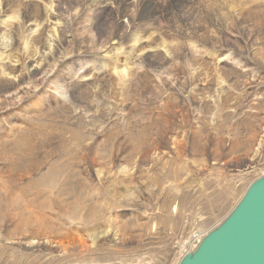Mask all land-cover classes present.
Here are the masks:
<instances>
[{
  "label": "bare ground",
  "instance_id": "obj_1",
  "mask_svg": "<svg viewBox=\"0 0 264 264\" xmlns=\"http://www.w3.org/2000/svg\"><path fill=\"white\" fill-rule=\"evenodd\" d=\"M260 68L264 0H0V264H115L108 253L127 240L119 223L166 239L169 264H179L237 205L250 176L264 175ZM113 85L128 98L101 111L96 99ZM56 123L73 133L60 145L67 158L45 141L43 161L36 137L44 142ZM240 125L258 138L245 139ZM240 149L241 159L220 163L217 154ZM169 177L175 190L143 217L159 189L149 180ZM59 179L58 197L69 199L41 202L32 191ZM214 185L224 198L240 196L216 224ZM16 191L32 194L26 203L38 212L20 193L10 198ZM202 195L212 213L190 223L184 208ZM57 213L70 223L54 221ZM179 224L188 229L172 237Z\"/></svg>",
  "mask_w": 264,
  "mask_h": 264
},
{
  "label": "rangeland",
  "instance_id": "obj_2",
  "mask_svg": "<svg viewBox=\"0 0 264 264\" xmlns=\"http://www.w3.org/2000/svg\"><path fill=\"white\" fill-rule=\"evenodd\" d=\"M215 66V64H214ZM215 69V67H214ZM211 73H214V78L216 77L217 78V73L215 71H213V68H211ZM259 74H260V78H259V81H264V69H259ZM113 89L114 91L107 94V96H103V95H100L97 97L96 101H97V104L99 105V109L101 111H107L110 107H113V106H116L118 104H120L121 101H124L126 98L128 97H124V96H121V93H120V89L119 87L114 86L113 85ZM140 89H142L140 87ZM141 90H139L138 92H140ZM143 92V90L140 92V94ZM113 97H112V95ZM111 95V97H110ZM110 97V98H109ZM125 98V99H124ZM146 98V97H145ZM145 98H144V95H143V98H141V101L145 103ZM107 99H109L107 101ZM123 99V100H122ZM147 99V98H146ZM144 100V101H143ZM100 102V103H99ZM109 102V103H108ZM119 102V103H118ZM109 107V108H108ZM260 114H263V112H261ZM237 121V120H236ZM55 126H57L55 128ZM215 126V125H214ZM234 127V126H233ZM223 129V128H222ZM228 129V128H226ZM45 130V133L46 135H44L43 137V141L42 142V137H36V140L37 142H40L38 144H36L38 147H36L35 149L36 150V154L38 155H41L40 158L44 161V157L46 156V153L44 152V148H41L42 145L41 143H45V141L47 143H49V141L52 142V145H49V147L51 148L49 150L52 151V154H54V157L56 156H64V158L66 159L67 156L65 155V152H64V149L62 150L61 149V144L62 142L64 141H68L70 140L72 137V134L71 131H66V130H61L59 128V124L56 123V125H54L53 128H48V129H44ZM237 130L241 132L240 135H242L245 139H252L253 137L255 139L258 138V135L256 136V133H253L250 131V129L246 126H242L240 125L239 127H237ZM63 133L66 132V133ZM224 131V130H223ZM53 134V135H52ZM50 135V136H49ZM71 137V138H70ZM69 142V141H68ZM11 145V144H10ZM9 145V146H10ZM53 146V147H52ZM75 145H72L70 144V146H68V149L70 147V149H75L74 148ZM101 147V146H100ZM257 147V145H256ZM20 151H18L19 153L21 154H25L26 153V148H22L20 147L19 148ZM69 149V150H70ZM63 152V153H62ZM214 153L216 154V149L214 150ZM48 154V153H47ZM243 154H245L244 150L243 149H240L238 150L237 152H233V153H221V154H217V155H220L221 156V161L220 163H223L225 160L226 161H229V160H232L234 157H239L240 159L242 158ZM98 159L100 160L99 163H102V162H105L103 157L99 158ZM10 160H12L11 158L8 160L10 162ZM41 160V161H42ZM61 161H63V159L61 158ZM263 159L260 161L262 163ZM76 162V161H75ZM74 162V163H75ZM259 162V165L257 166L258 168H262L264 167V163H262L263 165H261ZM264 162V161H263ZM71 163H73V160L71 161ZM47 163H45L44 165H46ZM251 170V169H250ZM46 171V170H45ZM43 172H44V169H43ZM215 173V171H214ZM255 173H258L257 171ZM254 174V173H253ZM215 176V175H214ZM76 176H73L70 180H68L69 183H72L73 185L76 186L77 190L79 191V193H83V190L84 188L86 187L85 185H82V178L80 177H76ZM251 179H256L255 177L256 176H250ZM165 179L167 182H165ZM199 180L196 179V181H194V185H198V182ZM61 182V184H60ZM64 182V180L62 181L61 179H59L58 181H56V185L55 186H52V187H48V186H45L43 185V187H39V188H43L42 191L41 189H33L32 191L38 193L41 195V192L43 194V197H41V202L44 201V198L47 197L48 195H50L51 198L53 199H58L59 201L60 200H65L64 198H67L69 199L70 195L66 194L65 196L63 197H58L59 193H60V189L63 187L62 186V183ZM79 182V183H78ZM164 182V183H163ZM249 182V181H248ZM173 179H171L170 177L169 178H160V179H156V181H154L153 179L149 180V183L148 185H154V187H159V189L157 188V192L155 193V196L152 197V200H151V203L149 204L148 208H143L144 210V215L143 217H149L150 215V210L149 209H152L154 208L156 205L159 207L160 205H163V201L167 198V195H170L171 193H173V188L171 187H168L167 185L171 186L173 184ZM79 184V185H77ZM39 186V185H38ZM45 186V187H44ZM61 186V187H60ZM152 188V187H151ZM81 189V191H80ZM1 191V190H0ZM38 191V192H37ZM44 191V192H43ZM77 191V192H78ZM3 192L4 190H2L0 192V194L3 196ZM19 193L21 194L19 197L22 198V200L20 201L21 198H18L17 196L19 195ZM161 193V194H160ZM16 195V197H14L13 195ZM14 194H12L13 197H10V198H17V200H19L20 202H23V200L27 198V200L31 198L32 194L30 195V198L29 196L23 198L22 196V192H14ZM18 194V195H17ZM166 194V195H165ZM224 194H225V191H224V186L223 185H214V210H213V213L214 215L217 216V218L214 216V219L212 220L215 224L217 222V220H219L220 218H222L224 216V214L229 210V208L226 210V207L229 203L234 202V201H237V199L240 197L238 194H236L235 197H238L237 199L234 198V199H228V196H226L224 198ZM165 195V196H164ZM5 196V194H4ZM3 196V197H4ZM160 196H161V199H160ZM163 196V197H162ZM49 197V196H48ZM202 197V198H201ZM211 199V197H208L206 195H202L200 196L198 199H194L190 204H188L185 208H184V215L186 216V220H189L190 223H193L192 221L195 219H197V217L199 218H202V217H207V216H210V213H212L211 209L209 208V205H208V201ZM224 198V199H223ZM217 199V200H216ZM228 199V200H227ZM10 200V199H8ZM16 200V199H15ZM16 200V201H17ZM27 200L25 201V203L27 202ZM200 200V201H199ZM208 200V201H207ZM216 200V201H215ZM12 201V199L10 200ZM69 201V200H68ZM196 203H195V202ZM4 202V201H3ZM18 202V201H17ZM29 202V201H28ZM201 202V203H200ZM211 202V201H210ZM24 203V204H25ZM225 203V204H224ZM18 204V203H17ZM22 206H21V210L18 211L21 212L27 216L28 214H25L24 212H26V210H30V208L32 209V207L35 209L36 212H38V209L36 210L35 206L34 205H29V203H26V205H29V206H26L27 207H30L28 209H26L24 206L23 203H21ZM65 204V203H64ZM192 204V205H191ZM24 205V206H23ZM195 205V206H194ZM15 206V205H14ZM19 208H20V203H19ZM152 206V207H151ZM23 207V208H22ZM150 207V208H149ZM208 208V209H207ZM158 209L155 210V212L157 211ZM191 210V211H190ZM210 211V212H209ZM191 212V213H190ZM208 212V213H207ZM28 213V211L26 212ZM146 215V216H145ZM194 215V216H192ZM53 219L54 221H59V219H63L66 221L67 224L70 223V220L69 218L65 217V216H60L58 213L57 214H53ZM189 216V217H188ZM197 216V217H196ZM202 216V217H201ZM110 217V215H107L106 219H108ZM145 221V220H144ZM216 221V222H215ZM143 222V220H142ZM212 222V223H213ZM213 223V224H214ZM121 226H118V228L120 229V232L122 234H124V236L126 237V242L123 244V245H119V246H112V248L114 249V251L112 253H108V254H111L112 257H113V262L115 264H169L168 261H170V257H167V254L165 253V250H167V245H169V242L167 241L166 242V239L163 240V238L161 237H157V238H150V239H146L145 237H143L142 235H139L140 233V225H138L137 223H134L132 228H127L126 231H123L121 230V227H122V224L119 223ZM132 224V223H131ZM154 224H156L158 226V228H160V226L163 227V225H159L158 221H155ZM212 224V226H213ZM214 224V225H215ZM115 225V224H113ZM129 226V227H130ZM183 226V227H182ZM75 229H77V227H80L82 228L81 226H74ZM161 227V228H162ZM193 229L195 228V226L192 227ZM116 229H117V226H116ZM123 229V228H122ZM133 229V230H132ZM163 229L165 230V227H163ZM169 228L167 227V230ZM188 229V227H184V225H177V226H173V228L171 227V230H168L170 231V234L172 235V237H179V236H182L183 232H185V230ZM190 230L189 232V235L188 237L192 236V230ZM30 232L32 231L29 230ZM28 231V232H29ZM195 231L197 232V230L195 229ZM143 234V233H142ZM170 235H167V237H169ZM151 240V241H150ZM178 240V238H177ZM163 241V242H162ZM171 242V241H170ZM130 243V244H129ZM161 247H163V250L161 249ZM168 253V252H167ZM144 258V260H143ZM168 259V260H167ZM167 260V261H165Z\"/></svg>",
  "mask_w": 264,
  "mask_h": 264
},
{
  "label": "water",
  "instance_id": "obj_3",
  "mask_svg": "<svg viewBox=\"0 0 264 264\" xmlns=\"http://www.w3.org/2000/svg\"><path fill=\"white\" fill-rule=\"evenodd\" d=\"M179 264H264V175Z\"/></svg>",
  "mask_w": 264,
  "mask_h": 264
}]
</instances>
